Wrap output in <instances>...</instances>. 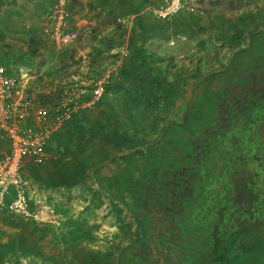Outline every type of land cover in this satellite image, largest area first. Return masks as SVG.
<instances>
[{
  "label": "rangeland",
  "instance_id": "374dc122",
  "mask_svg": "<svg viewBox=\"0 0 264 264\" xmlns=\"http://www.w3.org/2000/svg\"><path fill=\"white\" fill-rule=\"evenodd\" d=\"M1 1L0 10L3 4L31 9V3L47 0ZM159 4L71 0L73 42L64 51L45 36L39 55L31 57L35 45L29 48L26 36L0 37V67L39 102H57L66 83L94 77L93 66L106 70L102 78L111 71L106 98L55 134L42 163L26 160L24 182L42 221L32 225L30 219L0 210V264H116L114 255L135 221L108 191L91 182V169L118 151L157 139L175 106L167 103L168 86H180L178 103L192 77L227 61L235 33L250 13L264 12V0H184L177 15L161 18L155 13ZM6 45H18L19 51ZM4 149L0 145V153ZM112 169L109 163L103 171ZM106 181L112 189L114 182ZM259 251L244 262L264 259V250Z\"/></svg>",
  "mask_w": 264,
  "mask_h": 264
},
{
  "label": "flooded vegetation",
  "instance_id": "af4514ba",
  "mask_svg": "<svg viewBox=\"0 0 264 264\" xmlns=\"http://www.w3.org/2000/svg\"><path fill=\"white\" fill-rule=\"evenodd\" d=\"M250 14L227 61L191 78L157 139L97 173L135 221L115 263L248 264L246 253L264 250V12Z\"/></svg>",
  "mask_w": 264,
  "mask_h": 264
},
{
  "label": "built area",
  "instance_id": "2783aa9c",
  "mask_svg": "<svg viewBox=\"0 0 264 264\" xmlns=\"http://www.w3.org/2000/svg\"><path fill=\"white\" fill-rule=\"evenodd\" d=\"M156 15L171 18L184 8V0H159ZM71 0H54L43 23L44 35L59 51L69 48L73 34L68 29ZM110 75L102 79L80 76L63 87L61 98L42 104L25 84L11 78L0 67V210L35 222H41L35 211L23 178L26 160L44 161L54 135L80 110L95 106L106 94Z\"/></svg>",
  "mask_w": 264,
  "mask_h": 264
},
{
  "label": "crops",
  "instance_id": "0c3cea01",
  "mask_svg": "<svg viewBox=\"0 0 264 264\" xmlns=\"http://www.w3.org/2000/svg\"><path fill=\"white\" fill-rule=\"evenodd\" d=\"M47 1H40L35 5L31 3V9L28 6L12 8L11 4H3L5 6L0 10V34L6 36L11 33L18 39L26 36L30 40L33 39L41 43L45 37L43 22H45L44 20H46L54 2V0ZM36 5L37 9L34 7ZM41 18L44 19L43 22ZM109 74H111V71L107 73V75Z\"/></svg>",
  "mask_w": 264,
  "mask_h": 264
},
{
  "label": "trees",
  "instance_id": "16d2710c",
  "mask_svg": "<svg viewBox=\"0 0 264 264\" xmlns=\"http://www.w3.org/2000/svg\"><path fill=\"white\" fill-rule=\"evenodd\" d=\"M0 37H1V39H3L4 37H5V35H0ZM30 45H29V48H30V46H31V44H34L35 45V47L30 51V56L31 57H34V56H38L39 55V47H40V43L38 42V41H35V40H33V39H31L30 40V43H29ZM8 48H15L16 50H18L19 51V46L18 45H15V46H13V45H6ZM18 58L17 59H14L13 60V63H12V68H14V66L15 65H17L18 64ZM8 72V71H7ZM91 72L93 73V76H94V78H96V79H101L104 75H105V73H106V70L105 69H103L102 67H96V66H93V67H91ZM109 85V84H108ZM106 86V94H105V96L102 98V100H104L105 98H106V95H107V91H108V87L109 86ZM180 86L178 85V84H176V83H171L169 86H168V93H167V98H166V100H167V103H169L170 104V107L172 108L176 103H175V101L177 100V97L179 96V93H180ZM101 100V101H102ZM40 103H42V104H45V103H49V102H45V101H40ZM83 110H80L78 113H77V115H79V114H81V112H82ZM76 114L73 116V118L74 117H76L77 116ZM72 118V119H73ZM72 121V120H71ZM70 121V122H71ZM54 137H55V135H54ZM53 137V138H54ZM112 163V162H111ZM106 166V165H105ZM104 166V167H105ZM103 167V168H104ZM103 168L101 169V170H103ZM104 190H106V191H108V188H107V186L106 185H104V184H102V185H100ZM30 222H31V224L32 225H36L37 224V222H35V221H33V220H30Z\"/></svg>",
  "mask_w": 264,
  "mask_h": 264
},
{
  "label": "water",
  "instance_id": "95a60500",
  "mask_svg": "<svg viewBox=\"0 0 264 264\" xmlns=\"http://www.w3.org/2000/svg\"><path fill=\"white\" fill-rule=\"evenodd\" d=\"M129 151L130 150H128V149L127 150H123V151H118V152L114 153L105 163L93 167L91 169V171H90V180H91V182H93L96 185H98V183H96V179L95 178L97 177V173L99 172V170H101L105 165L113 162L114 159H117L119 156L126 155ZM98 186L100 187V185H98ZM259 252H261V251L258 250L257 252H253V253L249 252V253H246L244 261L247 260L250 256L254 255L255 253H259ZM262 254L264 255V253H262Z\"/></svg>",
  "mask_w": 264,
  "mask_h": 264
}]
</instances>
